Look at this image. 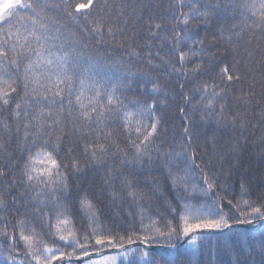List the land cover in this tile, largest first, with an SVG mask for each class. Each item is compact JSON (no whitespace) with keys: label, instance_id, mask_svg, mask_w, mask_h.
Segmentation results:
<instances>
[{"label":"snow or ice","instance_id":"obj_1","mask_svg":"<svg viewBox=\"0 0 264 264\" xmlns=\"http://www.w3.org/2000/svg\"><path fill=\"white\" fill-rule=\"evenodd\" d=\"M148 9L144 0H0V209L8 211L5 195L17 205L13 235L5 228L0 236L7 237L11 264L19 251L27 258L19 264H76L90 256L89 248L139 241L175 249L177 241L196 246L213 233L225 236L218 250L235 256L227 264H250L257 242L233 228L264 225V186L253 190L241 174L236 195L227 181L249 137L264 157V0H176L169 5L171 32L151 12L145 19ZM190 25H202L204 37L193 36ZM165 43L170 56L153 52ZM115 51L127 60H113ZM132 61L196 80L193 95L184 99L215 129L208 159L189 126L183 128V151H164L157 109L166 101L129 99L127 93L137 79L167 96L165 86L151 71H133ZM204 76L211 79H198ZM221 130L236 133L223 155L216 152ZM154 157L166 166L164 183L138 175L145 165L151 169ZM226 157L235 161L227 170ZM89 166L105 170L91 197L79 184L74 193L70 182ZM104 195L119 219L115 229L100 221ZM77 203L88 221L83 232L70 211ZM258 243L264 264V232ZM137 253L142 264H184L144 249L122 255L137 264L130 259ZM116 261L105 256L89 264Z\"/></svg>","mask_w":264,"mask_h":264},{"label":"trees","instance_id":"obj_2","mask_svg":"<svg viewBox=\"0 0 264 264\" xmlns=\"http://www.w3.org/2000/svg\"><path fill=\"white\" fill-rule=\"evenodd\" d=\"M145 3L149 4V9L145 12V19H147L148 13L151 12L154 17L162 22L167 30L171 32V28L173 25L172 13L169 10L170 4H176V0H144ZM179 14V13H177ZM213 30H215L213 28ZM190 31L193 36L202 38L205 35V29L202 25H190ZM211 38V33H209V39ZM101 52L104 51L103 48L100 49ZM160 50L161 56H170V45L165 43L162 48L154 47L153 52ZM113 60H127V57L123 55L122 51H115L112 53ZM133 71H136L137 68L151 71L154 79L159 80L161 85H164V90L167 92V96L162 94H157L152 92V83L149 80L137 79L133 82L132 89L127 93L129 99H132L134 96L139 97L141 100H147L149 103L155 99L159 104L160 100H165L166 104L158 107V114L163 115V144L162 147L164 151H173V152H182V142H183V128L185 126L190 127V133L193 137V140L196 142L198 146V151L206 152L205 159H208L212 153L213 148L212 144L209 141V136L215 130L214 127L208 126L204 121L201 120L200 114L191 112V104L186 103L184 99V95H193L192 89L196 84V80L179 78L175 73H171L169 69L161 67L158 70H153L147 67L144 64H137V62L132 61ZM159 63V61H157ZM219 69H216L218 72ZM216 73L213 72L211 75L214 76ZM198 79L202 80H210V76L200 77ZM184 83L185 87L182 90L180 88V84ZM196 99L199 97L196 96ZM184 109V113L182 114L180 109ZM189 116L191 123L184 119V116ZM236 133H230L229 131L221 130L217 133V141H216V152L223 155L227 151L226 142L230 140L232 135ZM247 136L248 133L246 132ZM259 130L256 131V136H259ZM121 139H123L121 137ZM160 142L159 140L157 141ZM256 146L253 144V138L249 137V142L245 146L244 153L240 158V164L236 168L232 179L227 181V184L230 186V191L234 194H239V182L241 179V174H243L246 181L251 182V186L253 190L259 189L261 186H264V157L259 154L258 150L254 151ZM199 163V161H197ZM111 163V162H110ZM118 163V162H117ZM235 161L226 157L223 161V167L227 170L231 167ZM104 169L100 167L89 166L86 169L85 173L80 175L79 178L70 176V182L74 185L73 191L75 193V185L79 184L81 189V194L84 191L89 192L90 197L95 196L100 187H101V177L104 175ZM128 171V169H126ZM149 171H151V177L148 176ZM141 180L145 178H157L162 183L165 181L166 175V166L164 165L163 159H155L154 163L149 170L148 166L145 165V169L143 172L138 173ZM195 179L198 181L200 179L199 175L194 173ZM223 179V177L221 178ZM12 195L15 196L17 193L15 191L12 192ZM5 199L8 201V211L0 209V230H5L9 236L13 235L14 226L16 224V216H15V208L17 205H13L11 196L5 195ZM78 203L70 208V211L73 214V220L76 228L83 232L88 230V221L85 215L78 211ZM100 221L103 225H106L110 228L115 229L119 224V219L116 215L114 209L109 206V201L107 196L104 195L101 197L100 203ZM20 211H24L23 208ZM53 218V223H54ZM256 224V223H255ZM39 226V225H37ZM264 232V226L259 231H250L247 229H233V233L246 234L255 239L256 243V252L252 253L249 257L250 264H260L261 257L259 255V238L260 234ZM18 237V232L15 233ZM224 235H206L202 238L200 242L196 246H192L185 244L179 249H164L159 244H152L149 246H156L159 248L157 251H150L154 257L166 256L174 259H182L184 264H216L217 260L227 261L229 259L235 260V256L225 255L223 251L218 250V241H224ZM183 240L177 241L176 246L179 245ZM0 243L4 244L3 248H0V264H11V261H8L7 257L10 249L7 247V237L0 236ZM185 246V247H184ZM22 247V243H21ZM97 248H102V246H96ZM244 253L247 255L250 251L248 245L243 244ZM110 248H102L100 251L90 252L91 250H96L93 248H89L90 255L101 252L103 250ZM148 251V250H146ZM12 255L16 257V264H19L21 260L27 259L24 257L23 252H13ZM115 256L117 257L116 264H127V261L124 259L122 253L112 254L108 257ZM85 257L81 256L80 258ZM105 257V256H104ZM103 258V257H102ZM100 258L99 260H101ZM134 258L137 264H142L140 261L139 253L135 255V257H130V259ZM75 259V258H74ZM90 261H98L97 259H93ZM79 264V263H76ZM89 264V261L82 263Z\"/></svg>","mask_w":264,"mask_h":264},{"label":"rangeland","instance_id":"obj_3","mask_svg":"<svg viewBox=\"0 0 264 264\" xmlns=\"http://www.w3.org/2000/svg\"><path fill=\"white\" fill-rule=\"evenodd\" d=\"M243 226L248 227L247 229L250 230V231H253V232L256 231L257 232V230L259 231L264 225H261L260 223H256V224H253V225H250V226L249 225H243ZM246 227H243V228H246ZM206 235H218V234H215V233H213V234H205L204 236H206ZM219 235H221V234H219ZM183 241H185V246H186L188 244L187 243V239H183ZM144 246H148V247L152 248V250H158L159 249L157 247V245L156 246L144 245V244L140 243L139 241H137L133 245H127V244H125L124 245V248H125V250H131V249H144V250H147V249L144 248ZM94 251H97V250H91L90 252H94ZM119 253H123V252H119ZM99 259H97V260L100 261Z\"/></svg>","mask_w":264,"mask_h":264},{"label":"water","instance_id":"obj_4","mask_svg":"<svg viewBox=\"0 0 264 264\" xmlns=\"http://www.w3.org/2000/svg\"><path fill=\"white\" fill-rule=\"evenodd\" d=\"M235 227H246V226H243V225H242V226H241V225H238V226H235ZM246 228H248V227H246Z\"/></svg>","mask_w":264,"mask_h":264}]
</instances>
